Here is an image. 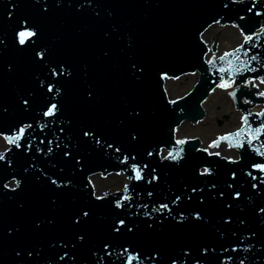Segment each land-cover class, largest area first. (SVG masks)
I'll use <instances>...</instances> for the list:
<instances>
[{
  "label": "water",
  "instance_id": "1",
  "mask_svg": "<svg viewBox=\"0 0 264 264\" xmlns=\"http://www.w3.org/2000/svg\"><path fill=\"white\" fill-rule=\"evenodd\" d=\"M216 24L245 38L218 55L220 32L204 38ZM20 31L36 34L20 44ZM194 72L170 98L166 79ZM255 80L264 0H0V264H264ZM223 81L247 120L211 146L225 141L236 158L176 135ZM22 127L17 147L8 138ZM119 172L126 183L98 196L91 176Z\"/></svg>",
  "mask_w": 264,
  "mask_h": 264
},
{
  "label": "rangeland",
  "instance_id": "2",
  "mask_svg": "<svg viewBox=\"0 0 264 264\" xmlns=\"http://www.w3.org/2000/svg\"><path fill=\"white\" fill-rule=\"evenodd\" d=\"M217 32H220L218 41V55L222 54L235 44H237L244 36L240 31L232 25H215L210 27L205 33L204 38L208 41ZM197 80V74L183 75L178 79L167 78L165 89L169 97L183 94ZM227 89L217 88L211 91L207 99L203 103L205 109V117L197 123L189 121L183 122L176 130V135L195 133L201 137L203 145L217 150L223 156H236L234 150H226V145L221 143L218 146H211V140L216 133L228 129L237 128L240 124L241 114L234 109L232 99L228 95ZM7 145L3 136H0V149ZM216 147V148H215ZM98 196L107 194L126 182V178L122 173L94 174L91 176Z\"/></svg>",
  "mask_w": 264,
  "mask_h": 264
},
{
  "label": "snow or ice",
  "instance_id": "3",
  "mask_svg": "<svg viewBox=\"0 0 264 264\" xmlns=\"http://www.w3.org/2000/svg\"><path fill=\"white\" fill-rule=\"evenodd\" d=\"M35 34H36V33L33 32V31H20V32L18 33L19 43H20V44H24L28 38H31V37L34 36ZM246 39H247V40H251V37H247ZM241 47H242V46H241ZM239 51H240V49H236V50H234V52H232V53H225L223 56L219 57V60H220V61H225L229 56H233V57H235V56H236V53L239 52ZM236 58L238 59V57H236ZM252 59H256V57H253ZM209 63L214 65V64L216 63V61H215V59H213V60L209 61ZM227 65H228L227 68L221 67V68L219 69V71H220L221 73H224V72H227L229 69H231V68H232V61H231V60H228V61H227ZM236 71L239 72V71H240V68H237ZM229 76H230V78H231V73H229ZM262 82H264V81H262ZM218 86L221 87V88H229V87H231V83H229V81H223V82L220 83ZM50 90H51V89H50ZM232 95H234V93H232ZM262 95H264V93H262ZM26 103H27V101H25V104H26ZM56 107H57V106H56L55 104H52V105L49 107L48 111L45 113V115H48V116L53 115L54 112H55V110H56ZM242 119L245 120V122H246V120H247L246 117H244V118H242ZM26 127H27V126H26ZM242 131H243V129L237 130L235 133H230V134H228V135L225 136V137H221L220 139H228L229 137H237V138H238V137L241 136ZM256 131L259 132L260 129H257ZM23 134H24V128L22 127V128L19 129V134H18V135L14 136V137H11V138H8L9 143L17 144V147H19V144H18L17 142L21 139V137L23 136ZM86 134H87V133H86ZM254 138H255V137H254ZM249 142H250V141H249ZM178 143H179V144H183L184 141H178ZM230 146H232V145H230ZM235 146L241 147V146H242V143H239V142H238ZM181 152H182V149L177 150L176 153H175V155H173L172 152H169V153H168V156L171 157V158H173V159H175V158H177V157L180 156V153H181ZM0 159H3V156H2V155H0ZM256 167H260L262 170H264V165H258V166H256ZM207 171H208V170L205 169V172H207ZM135 178H136V179H140V178H141V175H140V172H139V171L136 172V177H135ZM221 195H223V194H221ZM237 195H238V194H237ZM83 215H84V216H87L88 213H87V212H84ZM120 223L122 224L123 221H120ZM118 230H119V229H117V231H118ZM80 239H83V237H80ZM65 255H67V254L65 253ZM61 259H63V257H61ZM129 264H130V262H129Z\"/></svg>",
  "mask_w": 264,
  "mask_h": 264
},
{
  "label": "bare ground",
  "instance_id": "4",
  "mask_svg": "<svg viewBox=\"0 0 264 264\" xmlns=\"http://www.w3.org/2000/svg\"><path fill=\"white\" fill-rule=\"evenodd\" d=\"M196 74H197V73H196ZM197 77H198V74H197ZM225 147H226V146H225ZM226 150H231V149H229V148L226 147Z\"/></svg>",
  "mask_w": 264,
  "mask_h": 264
}]
</instances>
